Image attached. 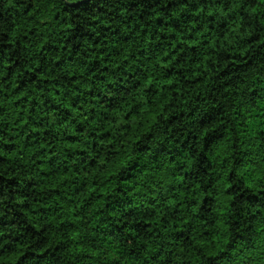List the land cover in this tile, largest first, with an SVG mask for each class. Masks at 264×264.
Instances as JSON below:
<instances>
[{"label": "clouds", "instance_id": "clouds-1", "mask_svg": "<svg viewBox=\"0 0 264 264\" xmlns=\"http://www.w3.org/2000/svg\"><path fill=\"white\" fill-rule=\"evenodd\" d=\"M0 264H264V0H0Z\"/></svg>", "mask_w": 264, "mask_h": 264}]
</instances>
